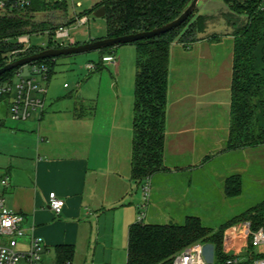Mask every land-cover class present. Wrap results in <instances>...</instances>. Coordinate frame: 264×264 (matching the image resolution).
I'll use <instances>...</instances> for the list:
<instances>
[{"label": "crops", "instance_id": "1", "mask_svg": "<svg viewBox=\"0 0 264 264\" xmlns=\"http://www.w3.org/2000/svg\"><path fill=\"white\" fill-rule=\"evenodd\" d=\"M221 7L222 2L219 8ZM197 8L199 15L210 14L201 10L204 4L200 6L198 3ZM206 34H209L208 31ZM208 46L207 41L198 42L190 48L175 43L170 49L163 158L166 171L154 175L149 180V188L157 193V199L152 200V191L149 190L147 204L152 203L153 208L157 205L169 210L174 208L172 210L179 215L178 218H181L182 222L188 216L198 217L194 214L210 213L211 206V202L209 207L207 204L206 207L202 206L201 196L197 194L200 192V185L194 181L200 178L203 180L204 175L186 177V174H182L183 171H189L195 166L198 169L195 173L200 172L205 167L202 160L212 158L210 153L216 152L217 156L223 154L226 145L224 141L227 140L228 134L229 121L225 125L227 121L224 118L220 120V115L216 114V106L208 102L211 90L204 87V83L209 81L210 74L206 75L198 68L195 74L191 72L186 76L184 72L188 66L184 61L186 52L198 49L203 51V47L208 49ZM172 55L182 60L178 65L182 70V78L179 77L181 88L178 91L170 84V72H174V69H171ZM229 87L230 81L228 91ZM82 101L86 106L90 105V109L93 107L91 113L77 118L74 105L72 111L62 114L58 138L54 139L57 142L53 143V146V139H50L52 133L43 128L52 118L45 115V109L40 116L32 114L30 122V118L26 121H12L8 127L4 122H0V127L5 126L2 128L6 130L0 133V182L5 177L9 179L7 187L0 184V196L10 211L23 217L22 227L26 236L18 241L17 250L27 249L30 236L40 239L43 243L40 264H56L54 249L57 246L73 247L71 264H114L111 255L115 249L110 250L109 258L104 249L106 239L102 238L104 231L109 227L112 237L114 234L116 218L113 213L109 219L108 213L124 206L129 199L128 205L134 206L136 215L143 205L136 203L134 194L138 184L130 179V166L129 172L124 173L118 164L119 151L114 130L104 132L96 121L95 105L84 99ZM254 149L256 148L239 151L246 154V151ZM230 152L225 151L227 154ZM243 159L246 160V157L239 160L240 164L235 169L237 171L233 169L229 176H246L247 170L242 168L245 164ZM217 176L219 185L224 186L229 176L222 172ZM166 180L171 182L169 191L163 183ZM50 193L64 201L58 216H55L48 206ZM221 197H225L223 193ZM146 209L147 205L144 208V217ZM154 215L158 214L151 213V219ZM179 219H172V222H179ZM141 221L143 222V219ZM153 222L148 224H158ZM127 244L128 233L126 249H122L125 254L124 264L127 259Z\"/></svg>", "mask_w": 264, "mask_h": 264}, {"label": "trees", "instance_id": "2", "mask_svg": "<svg viewBox=\"0 0 264 264\" xmlns=\"http://www.w3.org/2000/svg\"><path fill=\"white\" fill-rule=\"evenodd\" d=\"M220 1L223 7L218 9L217 17H221L226 23L230 30L228 36L232 38L229 124L225 151L263 147L264 0ZM190 2L191 0H102L90 12L103 6L106 28L104 38H116L161 27L180 16ZM197 9L196 7L188 19L171 32L133 43L136 49V72L130 179L137 184L166 171L163 158L171 47L175 43L190 48L201 41H217L216 34H206L216 17L210 14L199 15ZM74 22L65 3L37 1L24 9L0 15V69L9 64L11 52L17 49L14 42L17 37L52 32L58 26ZM116 48L99 50L104 54L97 67L99 70L104 57H115ZM38 52V49L32 47L17 57L23 58ZM59 58L35 62L47 66L48 82ZM18 69L3 73L0 83L14 78ZM86 107L88 106L83 101H75V117L85 116ZM240 181L239 175L229 176L225 181V194L238 195L241 190ZM244 220H250L254 228L260 226L264 220L263 202L220 225L217 230L204 226L195 216L186 217L182 224H148L137 221L128 228L126 264H172L176 254L195 243L209 244L216 255L213 264H225V258L221 254L223 231L229 225ZM54 251L56 264L71 263L73 247L57 246ZM239 264L250 262L243 261Z\"/></svg>", "mask_w": 264, "mask_h": 264}, {"label": "rangeland", "instance_id": "3", "mask_svg": "<svg viewBox=\"0 0 264 264\" xmlns=\"http://www.w3.org/2000/svg\"><path fill=\"white\" fill-rule=\"evenodd\" d=\"M102 0H74V3H79L81 6L76 8L75 14L77 16H84L87 18V23L78 25L71 23L66 26L69 36L59 39L57 42H64L69 44L72 40L75 44H85L94 41L95 39L104 38L106 36L105 21L103 18L94 17L90 10L99 4ZM204 4L203 13H210L214 15V21L211 23L208 33L216 34L217 41L209 43L208 49L203 47V51L194 50L193 52H186L185 64L188 65L185 69V74H195V71L202 69L208 76V82L204 83V87L210 88L211 94L208 96V102L216 106V114L220 115L227 122L229 121V98L228 83L230 81V72L232 65V38L230 30L227 28L226 23L218 16V9L221 5L220 0H200L199 5ZM197 9V13H198ZM52 35L49 32L42 34H35L30 36V44L32 47L38 49L42 46H48ZM16 43V40H14ZM104 54L99 50L87 53L77 54L69 57L59 58L54 68V74L49 82L43 84L47 87V94L45 96V115H50L52 118L43 126L47 128L50 134L51 146L57 142L59 126L61 124L62 114L67 111H72L75 101H82L83 99L92 102L95 105L96 112L95 118L99 126L104 132L114 130L117 138L118 151H119V166L124 173L129 172L130 157H131V138H132V109H133V92L134 80L136 72V49L133 44H125L118 46L115 51L114 62H102L101 70L97 67L102 61ZM182 60L177 56L171 58L170 84L178 91L181 86L179 84V77H181L182 70L178 65ZM92 64L91 69H87V65ZM24 75L27 74V68L24 67ZM198 68V69H197ZM180 72V73H179ZM184 74V73H183ZM190 76V75H189ZM182 78V77H181ZM67 85L69 88H64ZM86 107V114L91 113L90 105ZM224 113V115H222ZM223 116V117H222ZM32 118L28 120L31 121ZM0 122H4L6 127L12 124L8 115L6 114L5 106L0 109ZM57 123L59 125H57ZM220 124V122H219ZM2 126V127H5ZM221 126V125H220ZM0 127V128H2ZM3 129V128H2ZM0 129V133L6 132L5 129ZM222 136V134H220ZM223 137V136H222ZM226 140L224 141V144ZM218 145L216 144L215 147ZM226 147V145L224 146ZM222 149V148H221ZM220 151V148L217 149ZM59 152V151H57ZM233 155H228L230 153ZM230 153L216 155V152L210 153L212 158H204V169L200 172L195 166H192L189 171H183L186 177L198 174L202 176L203 180H194L199 186V194L201 196L200 202L203 201L204 207L206 204L209 207L210 213L201 212L194 214L200 217L203 225L217 230L220 225L232 220L239 216L244 211L264 203V147L256 148L254 150L246 151V154L239 150L231 151ZM235 152V153H234ZM100 156V153H99ZM105 156V154H104ZM217 156V157H216ZM244 160L243 170H247L246 176L241 178V190L238 195L227 196L225 194L224 186L219 185L220 180L218 173L222 172L225 175L231 173L239 166V160L242 157ZM214 157V158H213ZM208 161V162H207ZM170 162V161H169ZM210 162V163H209ZM201 166V164L199 165ZM121 170V171H122ZM182 172V171H181ZM180 172V173H181ZM205 173V174H204ZM185 176V175H184ZM187 182V181H186ZM135 183V182H134ZM165 189L169 191L171 182L166 180L163 182ZM194 183V182H192ZM194 183V184H195ZM203 184V185H202ZM203 187L205 188L203 190ZM198 188V187H197ZM143 183L138 184L137 192L134 194L136 203L146 204V214L143 218L144 223L165 224L172 219H179V215L171 208L155 206L152 203L147 204L144 199ZM150 190V188H149ZM177 190V189H176ZM152 200H156L157 193L152 189ZM225 196L224 198L221 195ZM133 196V195H131ZM130 196V197H131ZM125 202L124 206H119L114 210H110L108 218L111 219L114 213L116 218L115 228L113 229L114 241L112 237L111 228L104 231L102 238L106 239L104 249L110 258V250L112 251V261L114 264H124L125 254L122 249H126L128 228L131 224L140 218L141 211L138 215L134 213V206L128 205ZM136 205V204H134ZM201 209V207H198ZM153 210V211H152ZM158 210V211H157ZM157 211V212H155ZM154 218L151 219V213ZM156 217V218H155ZM171 219V220H170ZM176 221V220H175ZM182 224L181 218L179 222ZM112 238V244H111ZM103 243V242H102ZM113 245V246H112ZM206 252L209 250V244H203ZM103 247V244L101 245ZM213 262L215 260H212Z\"/></svg>", "mask_w": 264, "mask_h": 264}, {"label": "built area", "instance_id": "4", "mask_svg": "<svg viewBox=\"0 0 264 264\" xmlns=\"http://www.w3.org/2000/svg\"><path fill=\"white\" fill-rule=\"evenodd\" d=\"M42 1L45 3H65L75 19L76 24L83 25L87 23L86 17H78L75 14L76 8L80 7L79 3L74 0H0V15L12 13L21 10L34 2ZM67 25L58 26L52 32L48 46L38 48L39 52L46 49H60L74 46L72 40L69 44L64 42L58 43L59 39L69 36ZM17 49L11 52L10 62L20 58L18 54L24 53L32 48L30 36L22 35L16 38ZM38 52V53H39ZM104 62H114V58L106 56ZM27 68V74L24 70ZM87 69H91L92 64H88ZM47 66L44 64L30 63L19 67L14 78L0 83V109L5 106L6 114L11 121H26L32 114L40 116L45 109V96L47 87ZM64 88H68L64 85ZM2 187H7L9 179L3 178L0 182ZM149 179L143 182L144 199L148 200L149 196ZM64 201L58 198L54 193L48 196V206L55 216L61 213ZM141 206V215L138 221L144 217V208ZM264 206V203H263ZM23 217L10 211L4 204V199L0 196V264H40L41 254L44 245L40 239L33 236L29 237L27 249L24 251L17 250V243L26 236L22 227ZM221 254L225 258V264H239L243 261H249L250 264H264V220L257 228L253 227L250 220L239 221L229 225L224 229L221 240ZM214 248L209 245V250L203 244L195 243L173 257L172 264H213L215 260ZM64 264H71L66 262Z\"/></svg>", "mask_w": 264, "mask_h": 264}, {"label": "water", "instance_id": "5", "mask_svg": "<svg viewBox=\"0 0 264 264\" xmlns=\"http://www.w3.org/2000/svg\"><path fill=\"white\" fill-rule=\"evenodd\" d=\"M200 0H191L189 6L178 16L175 20L161 26L155 28L150 31L139 32L127 36H121L116 38H103L91 41L90 43L79 44L74 46H69L66 48L60 49H46L39 53L20 58L14 62H11L0 69V76L8 72L10 70L28 65L30 63H34L40 60L45 59H55L59 57H69L77 54L87 53L91 51L101 50L110 47H118L125 44H133L142 40H149L152 38L159 37L163 34L169 33L172 30L180 27L188 17L193 13L195 8L197 7ZM105 14V8L103 6L99 7L93 12L94 17L103 18Z\"/></svg>", "mask_w": 264, "mask_h": 264}]
</instances>
